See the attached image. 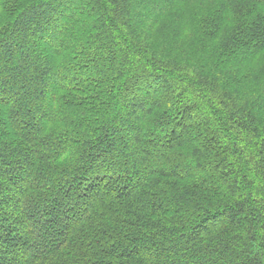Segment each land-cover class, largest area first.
<instances>
[{
  "label": "trees",
  "instance_id": "trees-1",
  "mask_svg": "<svg viewBox=\"0 0 264 264\" xmlns=\"http://www.w3.org/2000/svg\"><path fill=\"white\" fill-rule=\"evenodd\" d=\"M0 264H264V0H0Z\"/></svg>",
  "mask_w": 264,
  "mask_h": 264
},
{
  "label": "rangeland",
  "instance_id": "rangeland-1",
  "mask_svg": "<svg viewBox=\"0 0 264 264\" xmlns=\"http://www.w3.org/2000/svg\"><path fill=\"white\" fill-rule=\"evenodd\" d=\"M157 46L160 47L161 45L159 43H157Z\"/></svg>",
  "mask_w": 264,
  "mask_h": 264
}]
</instances>
